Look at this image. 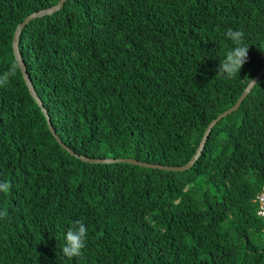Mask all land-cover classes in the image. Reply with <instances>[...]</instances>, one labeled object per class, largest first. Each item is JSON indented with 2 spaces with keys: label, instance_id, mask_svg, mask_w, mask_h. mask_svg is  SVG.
<instances>
[{
  "label": "trees",
  "instance_id": "obj_1",
  "mask_svg": "<svg viewBox=\"0 0 264 264\" xmlns=\"http://www.w3.org/2000/svg\"><path fill=\"white\" fill-rule=\"evenodd\" d=\"M56 1L0 0V75L17 65L15 25ZM229 27L249 51L226 79ZM18 51L68 148L179 166L264 64V0H64L26 22ZM0 181V264H264V72L167 171L66 152L18 68L0 87ZM76 220L88 236L69 259Z\"/></svg>",
  "mask_w": 264,
  "mask_h": 264
},
{
  "label": "water",
  "instance_id": "obj_2",
  "mask_svg": "<svg viewBox=\"0 0 264 264\" xmlns=\"http://www.w3.org/2000/svg\"><path fill=\"white\" fill-rule=\"evenodd\" d=\"M64 0H57L54 4L45 7V8H41L39 10L33 11L31 13H29L28 15H26L20 22H18L15 27L14 30L12 32V37H11V50H12V54L13 57L17 63V66L19 68V71L21 73V77L23 79L24 85L26 86L27 92L29 93L30 97L34 100V102L37 104V106H39L40 110L42 111V114L45 118L46 121V125H47V129L50 132V134L53 136L54 140L57 142L58 145H60L66 152H68L69 154H71L72 156L89 162V163H114V162H120V163H127V164H133V165H138L141 167H145V168H155V169H159V170H167V171H181L187 167H189L193 161L195 160V158L198 156L200 150L202 149L204 140L206 139L208 132L210 130V128L213 126V124L219 120L221 117L225 116L226 114H229L230 112L234 111L237 107L238 104L240 103V101L242 100V98L247 94V92L250 90V88L252 87V85L256 82L257 78L260 76V74L262 72H264V65H262L257 72L247 81L246 85L244 86V88L242 89V91L239 93L238 97L236 98V100L234 101V103L228 107L227 109L223 110L222 112H219L216 116H214L205 126L201 138L199 140V143L197 145V147L195 148L193 154L191 155V157L189 158V160L184 163L183 165H179V166H173V165H165V164H158V163H151V162H144V161H140L134 158H130V157H104V158H93V157H87V156H83V155H79L77 153H75L73 150H71L70 148H68L66 145H64V143L58 138V136L55 134L54 130L52 129L49 120H48V116L46 113V110L44 109V107L42 106L41 101L39 100L38 96L36 95L33 86L29 80L28 75L26 74L25 71V67L23 64V61L21 60V56L20 53L18 51V37H19V33L20 30L23 28V26L26 24V22H28L30 19H33L35 17H41L43 15H48L51 14L57 10H59L63 4Z\"/></svg>",
  "mask_w": 264,
  "mask_h": 264
},
{
  "label": "clouds",
  "instance_id": "obj_3",
  "mask_svg": "<svg viewBox=\"0 0 264 264\" xmlns=\"http://www.w3.org/2000/svg\"><path fill=\"white\" fill-rule=\"evenodd\" d=\"M225 36L231 40L235 46L227 52L226 58L220 61L216 76H222L226 79H231L237 73H240L241 68L246 63L248 59L249 47L246 46L244 42L245 33L243 31L233 30L231 27H229L225 32ZM17 69L18 66L13 63L8 71L0 75V87L8 83L9 78L16 74ZM10 188L11 185L8 181H0V193H7ZM259 193L264 195L263 192ZM259 215L264 216V199L263 214ZM6 216V211L0 212V217ZM87 236L88 229L85 223L81 220L74 221L65 234V242L61 249L62 255L69 259L73 257H79L81 255V250L86 246Z\"/></svg>",
  "mask_w": 264,
  "mask_h": 264
},
{
  "label": "built area",
  "instance_id": "obj_4",
  "mask_svg": "<svg viewBox=\"0 0 264 264\" xmlns=\"http://www.w3.org/2000/svg\"><path fill=\"white\" fill-rule=\"evenodd\" d=\"M256 198L259 201V210L257 211L258 214H263V199L264 195L262 193H259Z\"/></svg>",
  "mask_w": 264,
  "mask_h": 264
}]
</instances>
